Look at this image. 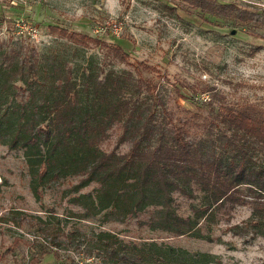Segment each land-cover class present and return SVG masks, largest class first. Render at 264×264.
<instances>
[{"label":"rangeland","instance_id":"rangeland-1","mask_svg":"<svg viewBox=\"0 0 264 264\" xmlns=\"http://www.w3.org/2000/svg\"><path fill=\"white\" fill-rule=\"evenodd\" d=\"M49 25L117 43L129 62ZM134 61L150 68L137 72ZM62 73L87 110L101 82L108 97L137 101L134 120L150 111L165 132L184 125L204 158L225 152L236 134L244 144L237 162L239 154L246 160L235 197L195 217L212 196L197 180L189 192L173 190L171 208L194 224L177 233L161 225L159 205L125 214L97 206L100 184H79L81 173L33 182L24 137L28 124L36 133L49 120L46 107L60 96L50 81ZM108 75L127 83L116 92ZM227 106L264 116V0H0V264H264V142L228 126L219 114ZM123 131L106 126L97 148L126 153ZM101 231L111 238L99 239Z\"/></svg>","mask_w":264,"mask_h":264},{"label":"trees","instance_id":"trees-1","mask_svg":"<svg viewBox=\"0 0 264 264\" xmlns=\"http://www.w3.org/2000/svg\"><path fill=\"white\" fill-rule=\"evenodd\" d=\"M220 8L230 10L228 4H222ZM49 29L76 43L102 45L119 60L129 62L128 53L117 43H108L58 25H49ZM133 66L137 72L142 67L150 68L144 61H134ZM55 77L50 84L58 89L60 96L46 107L50 114L49 120L43 127L37 123L36 133L32 132L33 126L28 124L31 131L24 137L33 182L81 173L79 184L86 185L90 181L100 184L96 193L97 206L110 207L114 213L125 214L130 211L135 213L146 204L159 205L161 225L166 228L170 226L177 233L191 230L194 224L190 215L183 217L171 208L173 190L189 192L187 184L197 180L201 183V189L212 196L213 200L204 205L205 209H201L204 212L198 213L199 209L193 208L195 217L203 216L213 204L221 205L224 199L235 197L246 160V155L239 154L237 162L238 151L244 149V144L236 134L229 136L224 146L225 152L207 159L201 154L200 144L188 137L184 125L171 123L165 132L162 125L151 123L153 116L150 111L146 112L142 120H134L137 101L126 97H108L101 82L93 88V99L89 98L93 102L87 110L77 103L80 89L72 87L69 77L64 73ZM107 78L116 92L127 83L120 77L108 75ZM142 82L152 90L153 84L149 79L137 80L138 84ZM88 83L83 88L90 92ZM36 110L38 106L23 111V124H26L25 118L32 117ZM219 114L236 132L241 130L255 140L264 142V116L228 106L221 109ZM45 118L46 114L35 121L43 122ZM114 122L124 128L121 140L128 139L131 143L126 153L104 152L97 148V141L102 138L105 127ZM41 134L46 144L44 150L36 148L41 142ZM153 138L155 140L152 142ZM228 152L232 153L226 155ZM33 187L37 189L36 184ZM253 223L260 224V220ZM98 236L99 239L102 236L111 238L112 234L101 231ZM107 244H110L108 239ZM123 256L127 258L126 253Z\"/></svg>","mask_w":264,"mask_h":264},{"label":"built area","instance_id":"built-area-1","mask_svg":"<svg viewBox=\"0 0 264 264\" xmlns=\"http://www.w3.org/2000/svg\"><path fill=\"white\" fill-rule=\"evenodd\" d=\"M114 29H116L115 26H114ZM81 262H82V261H81ZM82 263H83V262H82ZM82 263H81V264H82Z\"/></svg>","mask_w":264,"mask_h":264}]
</instances>
